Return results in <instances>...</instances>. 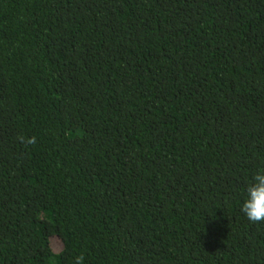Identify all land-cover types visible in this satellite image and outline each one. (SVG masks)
Here are the masks:
<instances>
[{"label":"trees","instance_id":"trees-1","mask_svg":"<svg viewBox=\"0 0 264 264\" xmlns=\"http://www.w3.org/2000/svg\"><path fill=\"white\" fill-rule=\"evenodd\" d=\"M261 169L264 0H0V264H264Z\"/></svg>","mask_w":264,"mask_h":264},{"label":"clouds","instance_id":"clouds-1","mask_svg":"<svg viewBox=\"0 0 264 264\" xmlns=\"http://www.w3.org/2000/svg\"><path fill=\"white\" fill-rule=\"evenodd\" d=\"M21 143L35 144V137H19ZM241 212L252 223L264 222V169L258 170L247 185ZM76 264H83V257H76Z\"/></svg>","mask_w":264,"mask_h":264}]
</instances>
